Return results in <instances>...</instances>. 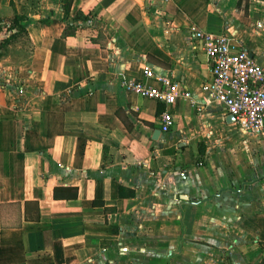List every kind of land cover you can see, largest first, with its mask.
Listing matches in <instances>:
<instances>
[{"label":"crops","instance_id":"0c3cea01","mask_svg":"<svg viewBox=\"0 0 264 264\" xmlns=\"http://www.w3.org/2000/svg\"><path fill=\"white\" fill-rule=\"evenodd\" d=\"M66 1L0 0V38L17 15L28 45L0 56V264H264V134L201 89L190 40L224 33L264 68V0ZM145 65L177 84L167 131L122 87L156 85Z\"/></svg>","mask_w":264,"mask_h":264},{"label":"built area","instance_id":"2783aa9c","mask_svg":"<svg viewBox=\"0 0 264 264\" xmlns=\"http://www.w3.org/2000/svg\"><path fill=\"white\" fill-rule=\"evenodd\" d=\"M255 25L258 27L259 23ZM190 40L193 49L203 51L209 71L201 89L233 117L242 132L264 134V68L224 33L194 29ZM141 74L153 79L156 85H148L140 79H125L122 87L127 92L161 102L164 109L159 115V127L161 131H167L172 124L168 108L174 102L177 84L166 76L156 75L147 65L142 67ZM66 170L69 169L66 167ZM179 175L183 176L184 171Z\"/></svg>","mask_w":264,"mask_h":264},{"label":"trees","instance_id":"16d2710c","mask_svg":"<svg viewBox=\"0 0 264 264\" xmlns=\"http://www.w3.org/2000/svg\"><path fill=\"white\" fill-rule=\"evenodd\" d=\"M69 2L70 0H67L64 4H63V7H62V10H63V13L66 14L67 11H68V6H69ZM91 17L89 16V14H81L80 12H76L74 17H73V21H84V20H90ZM21 21H22V18L20 16H17V15H13V17L10 19V24L7 25L6 27V30L8 32V34L4 37V39H1L0 40V49L1 47L4 46V44L12 39H14L17 35L21 34H25V29L23 27V25L21 24ZM77 25H74V24H66L62 31H61V36L62 37H65V36H68V35H71L73 34L74 30H75V27ZM13 30V31H12ZM2 54L0 53V56ZM125 125L128 127V125L125 123ZM58 188H54L53 189V192H52V196L55 197V198H58V194H57V190ZM64 192H66L65 194H62L60 196H64L66 198H75L76 195H77V190L75 187H67L65 188Z\"/></svg>","mask_w":264,"mask_h":264},{"label":"rangeland","instance_id":"374dc122","mask_svg":"<svg viewBox=\"0 0 264 264\" xmlns=\"http://www.w3.org/2000/svg\"><path fill=\"white\" fill-rule=\"evenodd\" d=\"M10 21L8 22V25ZM7 35V34H6ZM4 39V36L0 38ZM28 45L24 40V36L19 34L14 39L6 42L0 49L1 56L11 57L15 61L23 60L27 55Z\"/></svg>","mask_w":264,"mask_h":264},{"label":"water","instance_id":"95a60500","mask_svg":"<svg viewBox=\"0 0 264 264\" xmlns=\"http://www.w3.org/2000/svg\"><path fill=\"white\" fill-rule=\"evenodd\" d=\"M229 116H230L231 120H234L233 117H232L230 114H229ZM153 133H154V135H155V134L158 133V131H156V132L154 131Z\"/></svg>","mask_w":264,"mask_h":264}]
</instances>
